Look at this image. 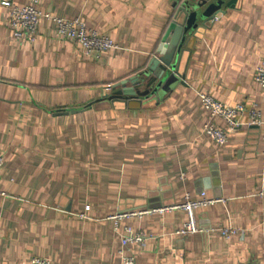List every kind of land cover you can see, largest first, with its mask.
I'll return each instance as SVG.
<instances>
[{"label":"crops","instance_id":"obj_1","mask_svg":"<svg viewBox=\"0 0 264 264\" xmlns=\"http://www.w3.org/2000/svg\"><path fill=\"white\" fill-rule=\"evenodd\" d=\"M185 1L39 0L113 38L102 54H85L46 17L34 44L21 41L0 6V264H122L127 225L148 236L125 247L137 264H264V124L249 115L264 113V0L225 5L199 27L185 83L141 100L107 96L146 70ZM201 92L248 109L223 145L205 129ZM205 191L218 200L196 209L200 232L177 233L183 208L153 211ZM139 211L116 225V214ZM229 227L238 233L225 236Z\"/></svg>","mask_w":264,"mask_h":264},{"label":"built area","instance_id":"obj_2","mask_svg":"<svg viewBox=\"0 0 264 264\" xmlns=\"http://www.w3.org/2000/svg\"><path fill=\"white\" fill-rule=\"evenodd\" d=\"M0 6L9 11L11 26L14 35L21 41L34 44L39 32V23L43 17L52 18L58 24V34L63 39H71L77 41L85 54L98 53L102 54L105 51L116 48L118 44L115 40L107 35L99 33L97 30L90 28L87 23L80 17L65 18L61 16H53L49 12H44L39 7V0H29L26 5H18L15 0H0ZM256 80L264 90V59L258 64L256 69ZM200 97L203 106L210 112L211 119L206 122L205 129L211 138L218 144H225L229 141L231 131L238 128L240 123V115L248 111L244 103L236 105H228L225 102L218 100L208 92H201ZM249 115L253 123L264 124V113L253 108L249 110ZM216 118L224 120L228 127L224 128L215 122ZM4 165V155L0 152V176L1 169ZM0 194H5L0 190ZM260 196L264 197V189L260 191ZM218 199L210 198L206 192L201 193V198H193L187 196V200L182 204H176L170 207L156 208L153 211L164 212L176 208H183L188 214L187 220L177 230L180 235L197 233L202 231L198 224L196 209L199 207L213 204ZM90 206H87V211ZM146 211L139 212H124L113 216L116 219V225L120 218L129 217L137 213L142 214ZM81 218L87 217V212L80 213ZM239 229L229 227L223 229V234L227 237L237 234ZM147 234L139 229H135L130 225L125 226V232L122 235V248L120 249L122 264H137V258L134 254L127 252L125 247L128 244H143L147 239ZM263 259V258H262ZM32 264H51L48 258L34 257Z\"/></svg>","mask_w":264,"mask_h":264},{"label":"water","instance_id":"obj_3","mask_svg":"<svg viewBox=\"0 0 264 264\" xmlns=\"http://www.w3.org/2000/svg\"><path fill=\"white\" fill-rule=\"evenodd\" d=\"M237 1L186 0L179 8L177 18L171 24L164 42L151 58L146 70L123 82H132V85L123 91L118 90L119 85H116L112 94H107V96L113 100L118 99L126 102L129 98L141 100L152 93L167 92L178 82L185 83L186 74L180 71V67L192 36L216 13L224 11L225 5L234 6Z\"/></svg>","mask_w":264,"mask_h":264}]
</instances>
